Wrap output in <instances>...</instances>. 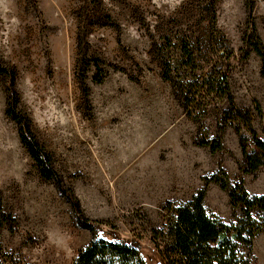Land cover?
<instances>
[{
  "label": "rangeland",
  "instance_id": "rangeland-1",
  "mask_svg": "<svg viewBox=\"0 0 264 264\" xmlns=\"http://www.w3.org/2000/svg\"><path fill=\"white\" fill-rule=\"evenodd\" d=\"M247 2L0 0V58L17 71L19 108L86 216L142 239L148 256L169 202L204 190L205 208L235 220L229 194L211 180L222 170L233 184L243 179L249 193L264 195V166L244 173L240 134L218 122L225 105L188 114L163 79L157 53L167 38L173 47L188 36L199 60H223L236 105L254 112L264 139L262 58L247 45L253 23L264 43V0H251L250 18ZM83 59H98L104 70L91 62L84 84ZM7 82L0 75V201L10 216L0 220V264H74L93 234L20 142L5 114ZM218 141L217 152L203 145ZM251 250L252 264H264V234Z\"/></svg>",
  "mask_w": 264,
  "mask_h": 264
},
{
  "label": "trees",
  "instance_id": "trees-1",
  "mask_svg": "<svg viewBox=\"0 0 264 264\" xmlns=\"http://www.w3.org/2000/svg\"><path fill=\"white\" fill-rule=\"evenodd\" d=\"M247 7L250 18L254 8L251 0H248ZM167 40V45L157 48L159 64L163 79L172 84L174 94L183 109L196 117L201 112H206L209 104L215 102L225 105L219 107L221 116L218 122H221L224 129L234 125L241 136L242 171L246 174L259 172L264 166V139L258 136L254 128V112L250 109L242 110L236 105L230 88L229 72L226 71L223 60L208 62L201 56L199 60L197 45L188 36L173 47L170 39ZM201 41L203 44L206 42L201 39L197 43ZM247 45L262 58L264 76V43L254 23ZM91 62H94L96 69L104 71L98 59L80 60L78 67L83 84ZM0 75H5L8 79L5 114L16 124L20 142L34 160L42 179L56 185L62 196L69 200L77 224L93 234V242L80 250L74 264H152L154 255L157 258L155 264H252L253 242L258 235L264 234V195L249 193L243 179L233 184L223 170L220 175L211 177L212 181L227 191L231 207L238 211L233 222H225L205 208L204 190L197 192L190 201L167 203L164 207L169 211L167 218L163 226L152 230L154 254L148 256L144 254L142 239L120 236L108 221L86 216L79 198L63 183L54 167L53 157L31 128L30 117L19 108L20 95L15 86L18 74L14 68L4 64L2 57ZM101 76L97 82H102L104 77ZM256 107L261 115L262 108L258 105ZM243 130L251 138L246 137ZM218 142H204L203 145H209L212 151L217 152L221 148L220 141ZM1 218L10 219V216L3 213L0 201V220Z\"/></svg>",
  "mask_w": 264,
  "mask_h": 264
}]
</instances>
